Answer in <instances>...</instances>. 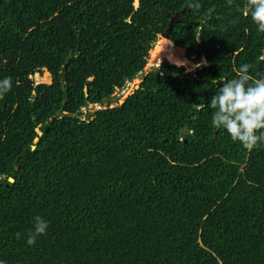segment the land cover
<instances>
[{"label": "trees", "instance_id": "1", "mask_svg": "<svg viewBox=\"0 0 264 264\" xmlns=\"http://www.w3.org/2000/svg\"><path fill=\"white\" fill-rule=\"evenodd\" d=\"M190 2L0 0V261L264 264V145L233 142L209 106L242 64L264 74V33L245 0ZM172 16L173 46L206 63L144 75ZM35 216L49 227L29 246Z\"/></svg>", "mask_w": 264, "mask_h": 264}, {"label": "clouds", "instance_id": "2", "mask_svg": "<svg viewBox=\"0 0 264 264\" xmlns=\"http://www.w3.org/2000/svg\"><path fill=\"white\" fill-rule=\"evenodd\" d=\"M226 3L231 6L233 0H226ZM188 6L196 10L201 7L198 0H191ZM240 11L244 17L251 19L258 33H264V0H245ZM213 12L214 9L210 8L206 15L211 16ZM251 67L248 63L242 64L235 78L223 81L209 101L213 109L212 126L226 131L233 142L239 143L249 152L264 145V74L253 78L249 73ZM11 86L10 77L0 80V97L10 91ZM33 219V228L28 231L26 238L29 246H34L37 238L45 235L49 227L48 221L42 217L35 216ZM19 236L17 233V238ZM0 264L5 262L0 261Z\"/></svg>", "mask_w": 264, "mask_h": 264}, {"label": "rangeland", "instance_id": "3", "mask_svg": "<svg viewBox=\"0 0 264 264\" xmlns=\"http://www.w3.org/2000/svg\"><path fill=\"white\" fill-rule=\"evenodd\" d=\"M135 6H137L136 3H135ZM168 43L170 42H168L165 39L160 38L159 40H156V42L153 44V47L151 49L152 51L150 50L149 52V57H148L145 69L143 71L144 75L148 73H154L150 71V68L153 67L154 64H156L158 68L160 69L159 73L162 71H166V72H173L175 74H182V75L194 73L198 68H201L202 66L205 65V63H202L204 62L202 60L198 62L197 60L198 53L195 52L194 50L193 51L191 50L190 53L185 52L184 49L183 50L179 49L180 51H174L173 49L170 50L171 45L169 46ZM163 46L164 48L162 50ZM166 55L172 56L177 62H181L185 64L184 69L181 71L177 69V67L172 65L170 62H167L165 60L161 61L162 62L161 64H159L160 61L155 62L156 58L166 57ZM185 55L187 56L188 59H186ZM197 65H200V66L197 67ZM34 83L35 84L42 83V84L49 85L51 84V76L49 75V73H47L44 70L41 72V74L38 75V79L36 77L34 78ZM139 83H140V80L138 79L133 80L123 90L114 93L113 100L111 101L109 107L113 108L115 106L121 105L138 88ZM101 108H105V107L104 106L100 107L98 105L95 106V108L87 107V109L83 110L82 112L86 115L88 113L89 114L94 113L95 110H98Z\"/></svg>", "mask_w": 264, "mask_h": 264}, {"label": "water", "instance_id": "4", "mask_svg": "<svg viewBox=\"0 0 264 264\" xmlns=\"http://www.w3.org/2000/svg\"><path fill=\"white\" fill-rule=\"evenodd\" d=\"M181 13H183V11L181 12ZM175 20H176V16H172L171 18H170V23L168 24V26H167V28H166V30L161 34V35H159L158 36V38H157V40H159L160 38L161 39H166L168 42H170V43H172V41L170 40V36H169V32H170V30H171V28L173 27V24H174V22H175ZM173 44V43H172ZM155 73V72H154ZM159 75H161V76H176L177 74H172V73H163V72H160L159 73ZM64 73L62 74V77L64 78ZM35 77L38 79V73L35 75ZM142 79H143V76L142 75H140L139 77H138V80H140V82L142 81ZM39 135H41L40 133H39ZM36 142V141H35Z\"/></svg>", "mask_w": 264, "mask_h": 264}, {"label": "bare ground", "instance_id": "5", "mask_svg": "<svg viewBox=\"0 0 264 264\" xmlns=\"http://www.w3.org/2000/svg\"><path fill=\"white\" fill-rule=\"evenodd\" d=\"M170 45H171V46H173V44H172V43H170V44H169V46H170ZM171 46H170V50H172V49H173L174 51H180V50H179V49H177L175 46H173V47H171ZM182 50H183V49H182ZM184 51H186V50H184ZM153 72H155V73H159V71H158V70H154Z\"/></svg>", "mask_w": 264, "mask_h": 264}]
</instances>
